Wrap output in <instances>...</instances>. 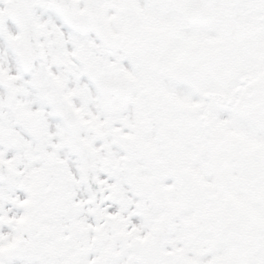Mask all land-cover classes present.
Listing matches in <instances>:
<instances>
[{"label": "snow or ice", "instance_id": "obj_1", "mask_svg": "<svg viewBox=\"0 0 264 264\" xmlns=\"http://www.w3.org/2000/svg\"><path fill=\"white\" fill-rule=\"evenodd\" d=\"M0 264H264V0H0Z\"/></svg>", "mask_w": 264, "mask_h": 264}]
</instances>
